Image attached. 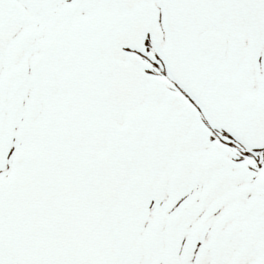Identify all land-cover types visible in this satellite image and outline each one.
Here are the masks:
<instances>
[{
	"label": "snow or ice",
	"instance_id": "1",
	"mask_svg": "<svg viewBox=\"0 0 264 264\" xmlns=\"http://www.w3.org/2000/svg\"><path fill=\"white\" fill-rule=\"evenodd\" d=\"M0 264H264V0H0Z\"/></svg>",
	"mask_w": 264,
	"mask_h": 264
}]
</instances>
